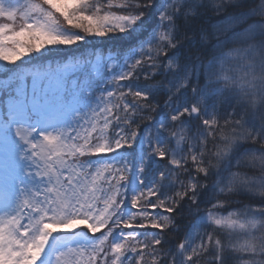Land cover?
<instances>
[{
    "label": "snow or ice",
    "instance_id": "6c2138e0",
    "mask_svg": "<svg viewBox=\"0 0 264 264\" xmlns=\"http://www.w3.org/2000/svg\"><path fill=\"white\" fill-rule=\"evenodd\" d=\"M18 16L0 23V61L52 59L0 74V264H44L54 234L84 228L49 264H225L212 232L165 248L185 212L243 234L237 259L264 264V0H0ZM117 34L106 57L78 47ZM239 194L255 203L222 216Z\"/></svg>",
    "mask_w": 264,
    "mask_h": 264
},
{
    "label": "trees",
    "instance_id": "16d2710c",
    "mask_svg": "<svg viewBox=\"0 0 264 264\" xmlns=\"http://www.w3.org/2000/svg\"><path fill=\"white\" fill-rule=\"evenodd\" d=\"M24 23V21L20 18L16 19L14 21L13 27L16 30H19L20 25ZM124 37L121 34H117L115 36L110 35L109 37H105V38H92L89 37L88 38V42L86 44H81L78 47L83 51L84 48H87V52L90 53L93 51V47L92 46H96V51L97 54L99 55H103V56H107L109 54V48L107 46L117 43L120 40H122ZM103 40V41H101ZM101 41V42H100ZM11 47V46H10ZM66 51H72V50H66ZM15 53L13 52H9L8 55L9 57L13 56ZM32 56H36L38 54L33 53L31 54ZM77 55H79L77 53ZM87 55V53H86ZM94 59V57H92ZM50 59V57H45L44 59H42L41 61H35L32 60L30 61L28 57H22V61H16L15 65H8L6 61H0V67H2L1 69H3L4 67H14L15 71L17 73H27L31 70H33L35 67L39 66V64L41 63H47ZM241 74H243L242 70H241ZM5 78V77H4ZM160 79L159 76L156 77L155 80L151 81L152 83H156L158 82ZM143 80V74H141V81ZM129 99H131V97H129ZM157 99H159V102L161 104H163V101L165 99H167L166 96L160 97L158 96ZM209 103L211 104L212 101H209ZM217 104V111L218 114L220 116V123L223 124L224 123V119L227 118L226 112H231L232 108L231 107H227L226 105H223L220 103L219 100L216 101ZM155 115L154 113H149V112H145L143 114H141L143 117H147L148 115ZM121 115H123V113H121ZM144 122H146L145 119H141V118H137L136 123L137 124H143ZM195 123L193 122L191 124L188 125L190 131L186 133V135H188L189 137H192L195 134L196 128H195ZM133 127H135V124H133ZM230 131V129L228 130ZM169 149H173L176 148L177 150L179 148H184L185 149V153H186V143L182 142L181 144L177 145L175 141H173L170 145H168ZM163 164L167 165V158H165V160L162 162ZM168 167H172L171 165H167ZM187 167L191 168L192 167V161H191V156H188V163L186 165ZM251 174V173H250ZM171 179V178H170ZM182 179L185 180L186 182V174H184L182 176ZM174 190H171L168 192L169 196H172L174 193ZM150 199H152L153 201L156 200V197H150ZM232 201L233 203L230 204L228 207H226L225 209H221L220 210V214L222 216H227L229 212H233V211H241L243 209L244 206H248L250 204H254V201H250L248 199V197L244 194H239V195H234L232 197ZM203 208H207L208 205L206 204H202ZM135 211V210H133ZM149 211L151 212L152 209H149ZM157 211H162L161 209H157ZM165 215H169L167 213H165ZM174 217L175 220V226L172 227L170 226V229H165L164 230V236L165 239L167 241V243L165 244V248H175L176 244H178L182 239L185 238V236L191 232L192 233V243L193 245H199L201 243V236H203V240L206 241L207 240V232H212L213 233V239L215 240L216 238H219L220 241L222 242V244L224 245L226 251L223 253V257L225 260V264H241V261L239 259H237L238 256L240 255H244L242 253H236L233 252L232 249L234 246L238 247L240 244H242L244 242V240L246 239V237L238 232H230L227 229H222L218 226H198V227H192L190 228V224H194V218L189 216L187 214V212H185L182 216L181 215H177L176 213H172L170 214ZM145 223H147V221H145ZM83 228V227H82ZM85 229V228H84ZM84 229L79 230V231H84ZM102 231H105V229H101ZM152 229L149 228L148 231H151ZM127 232V230H125ZM159 231V230H158ZM81 232V233H82ZM154 232V231H151ZM98 233V232H97ZM100 233V232H99ZM83 235V238L86 239L89 235H91V233H87L85 232ZM97 236H99L100 234H96ZM257 235H259V233H257ZM69 241V240H68ZM134 243V242H133ZM136 246H139L138 244ZM157 248H159V246H156ZM203 252V250H201ZM69 262L71 264V256L68 257ZM245 259H247V257L245 256ZM145 260L148 262V264H151V258L150 257H146ZM213 260V254L211 253H204L202 254L199 259L197 260L196 264H211Z\"/></svg>",
    "mask_w": 264,
    "mask_h": 264
},
{
    "label": "rangeland",
    "instance_id": "374dc122",
    "mask_svg": "<svg viewBox=\"0 0 264 264\" xmlns=\"http://www.w3.org/2000/svg\"><path fill=\"white\" fill-rule=\"evenodd\" d=\"M20 2L23 3L24 0H20ZM18 18H19V16H18L16 19H18ZM16 19H15V20H16ZM20 19H21V18H20ZM15 20H14V21H15ZM14 21H8L6 18H0V23H9V24H13ZM101 41H103V40H101ZM101 41H100V42H101ZM9 67H11V66H9ZM1 68H2V67H0V74L5 73L7 67H4L3 69H1ZM237 74H238V75H242V74H241V71L238 72ZM4 77H5V78H4ZM4 79H8V76H6V75H0V80H4ZM53 143H55V141H53ZM79 227L82 228L83 226L81 225V226H79ZM79 230H82V229H77V230L75 231L76 235H71L72 238H71L70 240H84L82 234H84L85 232H87V229L85 228L83 232H82V231H79ZM59 231H60V230H59ZM100 231L103 232L101 229H100ZM127 231H129V230H127ZM140 231L143 232L144 230L141 229ZM151 231L157 232L158 229H152ZM151 231H150V232H151ZM81 232H82V233H81ZM71 233H72V232H71ZM57 234H58V235H57ZM96 234H100V233L98 232V233H96ZM56 236H58L57 239H56L57 242H56L55 246L52 248L51 253H53V252L56 251L57 249L61 248L62 242L65 241V238L62 237V236H64L63 233H56V234H54L53 237H56ZM62 247H63V246H62ZM136 247L139 249V246H136ZM46 252H47V250H46ZM145 258H146V257H145Z\"/></svg>",
    "mask_w": 264,
    "mask_h": 264
}]
</instances>
